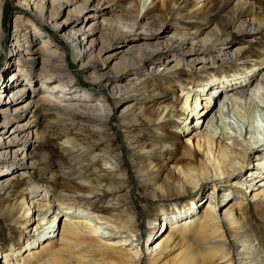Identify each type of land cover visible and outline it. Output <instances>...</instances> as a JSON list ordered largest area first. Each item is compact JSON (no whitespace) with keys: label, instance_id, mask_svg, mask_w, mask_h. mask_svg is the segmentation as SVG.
<instances>
[{"label":"bare ground","instance_id":"obj_1","mask_svg":"<svg viewBox=\"0 0 264 264\" xmlns=\"http://www.w3.org/2000/svg\"><path fill=\"white\" fill-rule=\"evenodd\" d=\"M121 1L128 8L115 13L108 4L96 0H17L19 6L33 9L37 22L16 17L15 28L23 32L10 35L17 67H9L10 80L2 83L0 158L16 164L18 153L24 151L23 173L27 177L35 174V155L28 149L34 145L33 138L35 142L41 139L33 130L36 114L54 113L60 122L76 124L79 131L89 126L94 134L111 127L116 100L111 103L105 96L66 92L68 87L59 75L68 74L67 62L60 50L49 54L48 40L43 39V25H50L73 49V58L81 68H95L90 79L100 82L114 98L149 91L139 103V116L149 124L157 123L174 143L161 142L162 161L149 162L145 170L138 171L147 173L144 180L150 172L151 176H160L152 190L154 197L172 200L187 195V200L179 208L175 205L163 210V214L148 212V221L154 226L150 231L153 239L148 251L140 249L134 212L130 208L119 210L129 198L127 192L123 194L128 183L122 158L107 148L98 150L100 144L93 137L84 143L66 139L65 155L54 177L59 182L57 189L35 183L0 207L3 217L22 226L20 240H25L20 245L15 238L12 245L0 250V263L264 264V246L255 239L248 215L250 206H264V132L253 121L256 118L249 119L243 111L240 118L247 124L245 131L230 122L224 127L229 126L231 131H218L216 127L221 115L227 114V104L241 106L246 98L264 109V52L257 57L263 65L257 61L252 66L244 63L241 72L238 63L248 58V49L230 44L235 36L250 35L254 41L264 31V2L223 0L227 11L211 19L217 0ZM4 8V0H0V41ZM187 9L195 19L203 18V24L175 23L170 36L159 37L164 21ZM62 11L68 12L65 20H61ZM90 19L86 28L84 23ZM37 43H43L37 51L39 56L25 54ZM116 43L122 45L120 54L108 53ZM82 51L86 53L84 59H80ZM114 58L118 60L112 63ZM144 62H151L153 74L131 70ZM182 64H199L196 74L203 80L197 81L193 75L189 82L183 80L186 73ZM159 76L172 79L158 83ZM70 78L67 80L72 81ZM179 87L181 94L175 96ZM225 90L228 92L223 93ZM218 104L220 108L212 115ZM137 105L130 104L126 112ZM24 117L25 123H16ZM174 119L181 121V132L188 135L182 147L177 145L182 142L181 133L169 129ZM190 119L191 130L187 125ZM178 152L182 159L171 165L172 156ZM9 163L0 162L1 190L19 184ZM165 170V175L159 174ZM2 172L9 174L1 177ZM206 187L207 205L199 199ZM100 193H106L104 204Z\"/></svg>","mask_w":264,"mask_h":264},{"label":"rangeland","instance_id":"obj_2","mask_svg":"<svg viewBox=\"0 0 264 264\" xmlns=\"http://www.w3.org/2000/svg\"><path fill=\"white\" fill-rule=\"evenodd\" d=\"M101 3H105L106 5L110 7V11L115 13H120L121 11L128 8V4L126 2H122L121 0H96ZM264 0H260V3L263 4ZM5 8H4V19H3V27L1 30V49H0V94L5 91V89L2 86L3 81L5 83H8L10 80V74L12 73L13 67L14 69L17 67L16 59L17 57L12 55V40H11V33L13 31L23 32V29L15 28V19L16 17H20V20H32L34 22L36 21L35 12L33 9H26L22 6H19L17 4V0H4ZM236 2H234L233 6H235ZM225 6V1L223 0H217L215 2V8L214 11L210 13L211 19H217L222 16L224 11H227L223 7ZM231 6L230 8H232ZM61 20H65L67 17L68 12L62 11ZM190 11L183 10L181 14L177 16H170L168 17V20L164 21V27L162 31H159V37L162 35L170 36L172 31V27L175 23H179V25L183 24L185 26L186 24L191 25V22H196L198 25L203 24V18H194L190 15ZM154 14L150 12V16L152 17ZM89 19V18H88ZM88 21V22H87ZM84 25L86 28L88 27L90 20H87ZM87 24V25H86ZM18 25V24H17ZM27 25V22H26ZM42 31L44 32L43 39L48 40V43L46 45L48 53L52 54L55 52V50H60V52L63 53V59L66 60L65 63L67 65V71L66 74L59 75V79L68 87L66 88V92H68L70 95L79 96L81 94L91 95V96H105L108 101L113 103L115 100L118 102V105L116 107H113V114L111 119V127L109 129H104L101 132H97L96 134L93 133L92 129L89 126H85L83 128V131L78 130V125L76 124H70L69 122L61 121L56 117V114L54 113H40L37 115L36 120V126L33 127V130H36L38 134L40 135L41 139L36 141L33 140L34 145L28 149L29 152H33L35 155V167L34 171L35 174L27 177L23 172L26 170L22 164V158L24 157V151H20L18 153V158L16 159V164L9 163V160L6 158H0V162H7L8 165L12 166L11 170L14 171L13 174H15L16 181L18 180V185L14 189H7V190H1L0 188V207L9 200H13L17 194V192H21L23 190L28 189L32 185H39L40 187H45V185L50 186V190H56L59 186L58 180H56L55 173L57 171V167L60 163V159L62 156L65 155V148L66 145L63 144V141L66 139L74 140L76 139V142L78 143H84L87 141L90 137H93L97 142H99L100 146L98 148H107L110 151H112L114 154L118 155L122 158V167H123V173L127 174V186L123 188V194L125 192L128 193V199L126 202L122 204V209L119 210H125L126 208H130L131 211L134 212V217L138 221V227H139V238L141 241L140 249L148 251L147 246L151 243L153 237H151L150 231H152V227H154L152 224L149 223L148 219V212L151 214L154 213H162L165 209H172L176 205V207H181V204L183 201H186V196L182 198H175V199H169L167 197H154V193H152V190L156 188V181L160 179V176H151L148 180H144L147 173H139L140 170L143 169L145 165L149 162H159L160 160V151H161V142L168 143L171 142V144L174 143V141L167 135L164 134L157 123L149 124L144 119H141L139 116V103H142L143 99L148 95V93L144 92L145 90H142L137 93H132L131 95H127L124 97L116 96L115 98L111 95L110 91L104 87L100 82L92 81L90 77L93 75L94 67L92 65L86 66L85 69L81 68L77 61L73 58V49L69 47L67 42L61 37L59 31L54 30L51 28L50 25H43ZM135 34V32H134ZM250 35L245 36H235L231 41L230 44L235 47H247L248 53L247 59H243V61L238 63L239 70H243V64L247 63L248 65L252 66L253 62L257 61L260 65H263V63L257 59L259 53L264 52V31L259 33L257 36H255V40H250ZM164 39V38H163ZM40 44V45H39ZM43 46V43H37L36 46H32V52H25L30 57L39 56L40 53H37L38 49ZM121 43H116V45L109 48L110 54L112 53H118L123 50L121 49ZM250 46V47H249ZM30 47V45H29ZM63 50V51H62ZM78 53V52H77ZM107 53V54H108ZM85 52L82 51L80 55V59H84ZM104 55L103 57L107 56ZM251 56V57H249ZM116 57V56H114ZM56 59V58H55ZM118 58H114L112 60V63L116 62ZM151 62H144L140 68H134L131 70L138 71L139 74H153V71L150 70L151 68ZM9 67H12V70L8 71ZM40 67V66H39ZM199 67V64L195 66H189L186 67L185 64L181 65V68L186 75L183 77V80L188 81L189 77L195 76L196 80H203L201 75H197L196 73L200 72V70L197 68ZM217 69V68H214ZM201 71H203L201 69ZM206 71V70H205ZM212 73V76L217 78L215 75H213L212 70H209ZM242 72V71H241ZM211 73L209 75H211ZM196 74V75H195ZM71 77L72 81L67 80V77ZM224 76V75H223ZM160 77V76H159ZM166 80L169 82L170 79H172L170 76L165 77ZM37 79L43 80V77H36ZM212 78V77H211ZM17 78H15L13 81H15ZM21 79V78H20ZM150 79L154 80L153 77ZM55 80V79H54ZM157 80V78H156ZM160 80V81H159ZM166 80H163L162 77L158 78V83L165 84ZM155 81V80H154ZM189 82V81H188ZM4 83V84H5ZM57 81L55 82V84ZM224 83L222 79V84ZM25 84V82L23 83ZM54 84H52L53 86ZM219 86V85H217ZM141 89V88H140ZM182 88L179 87L178 90H176V95L179 96L181 94L180 90ZM8 92V91H7ZM228 92L224 91L223 93ZM37 94V93H36ZM33 95V94H32ZM224 98V97H223ZM29 100V98H28ZM25 100L26 102L28 101ZM4 98L0 100V106L3 103ZM130 104H138L136 108L131 109L130 111L126 112L125 108L129 106ZM227 111L223 113L216 124V127L218 131H222V129H227L228 131H231L232 129H229L228 127H224L227 123L230 122L234 128H236L237 124L242 126V128L245 131V128L247 124H244L241 121L240 118V111H243L246 117L249 119L256 118L255 123L258 126V129L260 132H264V109L262 106L256 103V101H250V99L243 98L242 99V107L239 105L234 104H227ZM12 107V112H14ZM220 108V105L216 108H214L215 114L218 109ZM237 108V109H236ZM125 110V111H124ZM22 112H19L17 114H21ZM133 113V114H132ZM16 114V115H17ZM254 115V116H251ZM24 119V120H23ZM27 118L18 119L16 123H25ZM241 121V122H240ZM175 122L177 124H175ZM181 121H176L174 119V125L170 126L169 129L174 131V133H181L180 136L182 137V142L177 143L178 146L182 147L184 146V142L186 137L188 135H184L182 131V128H184V125L180 124ZM193 124V120H189L187 125L191 126ZM234 124V125H233ZM219 125V126H218ZM236 125V126H235ZM180 126V127H179ZM188 126V127H189ZM249 127V126H248ZM256 129V130H258ZM187 130V128L185 129ZM247 130H250L248 128ZM103 134V135H102ZM92 135V136H91ZM251 135V134H250ZM99 140V141H98ZM109 142V143H108ZM179 147V148H180ZM26 154V153H25ZM182 159L181 152L175 153L171 158V165L173 163H176L177 160ZM176 160V161H174ZM253 162V161H252ZM252 164H255L254 161ZM170 165V166H171ZM149 172V171H148ZM3 174L1 177H5L9 173L2 172ZM119 173V172H117ZM167 172L160 171V175H165ZM52 181V182H51ZM36 183V184H35ZM31 188V187H30ZM209 187L204 188L201 190L202 196H200V200H203L204 203L207 201V196L209 192L207 193V190ZM226 190V189H224ZM173 191V190H172ZM106 193H100L98 196L102 198L103 204L105 202L104 196ZM113 203V202H112ZM208 202L206 203V205ZM262 205V204H260ZM247 205H245V208ZM1 211V210H0ZM201 211V210H200ZM163 214V213H162ZM248 215L252 219V228L255 233V239H257V242H260L264 246V206H261L259 209L257 206H250L248 208ZM64 218L61 219L60 224H62ZM163 220L161 217L158 220ZM22 226H20L19 223H16V221L7 219L2 216V213L0 212V250H5L8 248L9 245H12L14 243L12 240L16 238V241L19 242V244H25V240H20V231ZM190 237V239H192ZM15 241V242H16ZM154 243V242H153ZM144 251V252H145ZM4 260V258L2 259ZM1 264V263H0ZM3 264V261H2Z\"/></svg>","mask_w":264,"mask_h":264}]
</instances>
